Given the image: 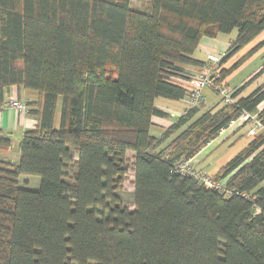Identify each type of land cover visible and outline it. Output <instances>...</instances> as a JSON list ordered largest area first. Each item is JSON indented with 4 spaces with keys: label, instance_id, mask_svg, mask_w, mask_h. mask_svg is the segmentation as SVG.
Returning a JSON list of instances; mask_svg holds the SVG:
<instances>
[{
    "label": "trees",
    "instance_id": "trees-1",
    "mask_svg": "<svg viewBox=\"0 0 264 264\" xmlns=\"http://www.w3.org/2000/svg\"><path fill=\"white\" fill-rule=\"evenodd\" d=\"M146 1L139 11L130 0H0V94L21 87L39 101L18 162L0 159V264H264V134L221 168L222 192L172 172L242 112L264 126V85L150 135L167 118L154 101L188 96L181 69L204 66L192 57L202 38L236 31L218 94L264 46L221 69L264 32V0ZM128 161L130 208L119 196Z\"/></svg>",
    "mask_w": 264,
    "mask_h": 264
},
{
    "label": "crops",
    "instance_id": "crops-1",
    "mask_svg": "<svg viewBox=\"0 0 264 264\" xmlns=\"http://www.w3.org/2000/svg\"><path fill=\"white\" fill-rule=\"evenodd\" d=\"M234 32H236V31H233L227 35L219 34L213 39L205 38V37L202 38L199 42L197 49L193 53L192 57L197 61L205 63L206 57L209 54H212V55H214V54H218V55L219 54L220 55L225 54V52L229 48L230 43L235 39V38L234 39L230 38L231 35H233V36L236 35V34H234ZM262 34H263V36H261V37L263 40L264 39V32H262L261 35ZM246 47L250 48L249 50H247V52H249L251 50V48H253L252 42H251V44L247 45ZM244 55H242L241 57H243ZM254 57L257 58V61L253 60ZM251 61H254L252 68L248 69L249 63H251ZM223 65H222L221 69H224ZM202 68L183 67L181 69L182 70L181 76H182V78L189 80V81L194 80L195 78L199 77V75L202 74V72H203ZM263 68H264V46L259 51H257L253 56H251L247 61H245L237 70H235L234 72H232L229 75L230 77H232L235 73H241V75L239 76L240 81L237 78V80L235 81V86L230 87L229 83H226V81L228 80L227 78H229V76H228L221 83V86L217 87L218 92L222 88H225V89L231 90V92L233 93V91L240 89L241 87L245 86V84L248 83L246 85V87L243 89V91L240 93L238 98L247 97L255 89L264 85V71H262V73L260 75H258L251 82H249V80L252 79L255 75H257V73ZM234 78H235V76L232 77V79H234ZM184 79H180V80H182L181 82L183 84L188 85L189 81H186ZM206 89H203V90H205V92H204L205 95H202V103L198 106H192L188 96L185 97L184 99L180 100V101H174V102H179V103L183 104L182 109H180L181 106L174 107V104H158L157 105L155 103L158 99H156L154 101L155 107L157 109L163 111L164 113H166L167 118L166 119L153 118L151 120L152 127L150 129V135L154 138H159L165 129L170 127L171 124L176 121V119H178L181 115H183L185 113V111L189 110L190 108H193V107L199 108V112L196 116V117H198L199 115H201V114H203L209 110H213V109L217 110L220 107H222L221 95L219 94L220 95V102L216 103V105H214L210 109H207L204 111V105H205L204 102H205V97L209 93L208 91L211 90V91L215 92L213 89H210V88H206ZM215 93H217V92H215ZM10 100L17 101V102L23 104L26 108V113H24V114L19 113L16 110H13L11 108L6 107V104H8V102ZM38 103H39L38 95L35 92L24 90L21 87L20 88L11 87V88L5 89L4 91L1 92V94H0V132L8 137L7 139L9 141V147L5 150H0V159L8 161L10 163H17L18 162L19 155H20V142L22 139V135L26 131L35 129V127L37 125L36 118L34 116H32L31 114H29L28 112H30L31 110L37 109V108H34V104H38ZM263 108H264V101L257 107L256 113L261 111ZM249 115L252 118L256 117V114H254V113H251ZM56 123H57V114H55V124ZM250 129H251L250 124L248 121L240 120V119H236V120L232 121L226 128L222 129L218 133V135L216 136L215 139L206 143L205 146L202 147L195 154V156L191 158V164H192V167L194 168V170L202 172L206 176L215 179V177L217 176V174L219 173V171L221 170L222 167L216 173L209 175L206 173L205 169L207 166H212L213 162H210L209 164L206 165V164H204V161L208 160L210 155L215 150H217L219 147L223 146L226 142H228L230 139H232L236 136L241 137L244 135L246 138H248V141L246 143V146H247L248 143L251 141L250 136L247 135V131ZM259 133L264 134V130L261 129ZM220 181L224 182L225 179L220 180ZM132 193H133V191H132Z\"/></svg>",
    "mask_w": 264,
    "mask_h": 264
},
{
    "label": "rangeland",
    "instance_id": "rangeland-1",
    "mask_svg": "<svg viewBox=\"0 0 264 264\" xmlns=\"http://www.w3.org/2000/svg\"><path fill=\"white\" fill-rule=\"evenodd\" d=\"M130 1H131V4H130L131 8L134 10L142 11V10L146 9L148 6V3L146 0H130ZM234 34H236V32H234ZM235 36L236 35H234V36L231 35L230 38L234 39ZM261 36H263V34L258 35L252 41L253 47L256 46L259 43V41L260 42L262 41ZM249 44H251V43H249ZM246 46L241 48L238 51L239 53L237 52L236 55L231 57L223 65L224 66L223 68L224 69L230 68L237 61V59H239L242 55H244L247 52V50L250 49L249 47H246ZM214 55H218V54H214ZM253 60L257 61V58L254 57ZM254 61H251V63H249L248 69L252 68ZM240 75H241V73H235L233 75V76H235L234 79H232L233 76L232 77L229 76V78H227L228 80L226 81V83H229L230 87L235 86V81L237 80V78L240 81V78H239ZM204 92H205V90L202 91V95H205ZM208 92H209L208 95L206 97L204 96L205 97L204 111L207 109H210L211 107L216 105V103L220 102V95L219 94H217L211 90ZM155 104H157V105L158 104H174V107L181 106L180 109H182V107H183V104H181L179 102L169 101V100H165V99H158ZM57 120H58V110H57ZM247 141H248V138H246L244 135L241 137L236 136V137L230 139L228 142H226L223 146H221L217 150H215L210 155L208 160L204 161V164H206V165L209 164L210 162H213L212 166L206 167V169H205L206 173L209 175L216 173L221 167H223L228 161H230L234 156H236L246 146ZM128 166H129V172L126 176L125 181L123 182V184L121 186V191L119 192V196H120L121 203L124 206H128L130 208V206L132 205V199H133V193H132V191H133V188H132L133 176H132V172L130 169V161H128ZM75 172H76V168L73 166V164H71V166L67 170V175H66L67 177L65 179L67 183L71 184L73 182ZM195 172H197V171H195ZM25 184H27V186H25ZM38 185H39V179L38 178L27 177V176H22L19 178V186L20 187H26L28 190H37Z\"/></svg>",
    "mask_w": 264,
    "mask_h": 264
},
{
    "label": "built area",
    "instance_id": "built-area-1",
    "mask_svg": "<svg viewBox=\"0 0 264 264\" xmlns=\"http://www.w3.org/2000/svg\"><path fill=\"white\" fill-rule=\"evenodd\" d=\"M222 55H212L209 54L206 57V61L202 68L203 72L199 77L195 78L194 80L189 81L188 87L190 88V92L188 97L190 99V103L192 106H198L202 103V90L206 88L214 89L216 88L215 82L219 78L218 73V64L220 62ZM221 95V100L224 104H232V92L231 90L222 88L219 91ZM6 107L16 110L19 113H26V108L23 104L10 100ZM238 119L248 121L250 124V130L247 131V135L250 137H254L258 134V132L263 129L262 126L255 118L250 117L249 114L242 112ZM196 170L193 169L191 164V159L176 163L173 168L172 172L182 176H189L196 179L203 187L207 189H214L220 192L223 191V186L225 181H217L214 178L208 177L202 172H195Z\"/></svg>",
    "mask_w": 264,
    "mask_h": 264
}]
</instances>
